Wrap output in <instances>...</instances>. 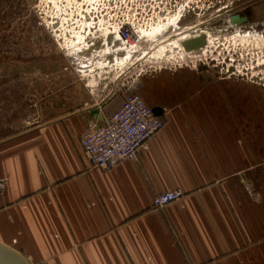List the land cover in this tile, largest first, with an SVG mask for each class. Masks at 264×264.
<instances>
[{
	"label": "crops",
	"instance_id": "obj_1",
	"mask_svg": "<svg viewBox=\"0 0 264 264\" xmlns=\"http://www.w3.org/2000/svg\"><path fill=\"white\" fill-rule=\"evenodd\" d=\"M137 81L165 125L110 170L86 160L81 135L124 94L77 106L71 95L56 115L0 129V241L31 264H264V153L246 121L250 92L165 69ZM176 188L179 200L152 207Z\"/></svg>",
	"mask_w": 264,
	"mask_h": 264
},
{
	"label": "rangeland",
	"instance_id": "obj_2",
	"mask_svg": "<svg viewBox=\"0 0 264 264\" xmlns=\"http://www.w3.org/2000/svg\"><path fill=\"white\" fill-rule=\"evenodd\" d=\"M135 2L0 0V129L10 130L9 125L22 119L30 122L35 114L44 119L56 115L69 107L71 95L77 106L92 94L101 98L135 92L138 78L165 69L236 81L247 89L253 149L264 153V0H172L169 16L181 4L187 11L179 21L177 15L171 19L162 12L168 0H137L141 18L154 11L166 20L143 30L149 34L135 49L122 47L114 34L104 41L102 28L118 21L119 6ZM244 10L250 12L245 23L228 22ZM199 30L207 33L208 45L188 58L180 55L178 35ZM75 44L84 47L66 51ZM157 44L162 48L155 49Z\"/></svg>",
	"mask_w": 264,
	"mask_h": 264
},
{
	"label": "built area",
	"instance_id": "obj_3",
	"mask_svg": "<svg viewBox=\"0 0 264 264\" xmlns=\"http://www.w3.org/2000/svg\"><path fill=\"white\" fill-rule=\"evenodd\" d=\"M134 1H136L134 5L127 4L119 6L121 12L118 21L114 22V24L107 22V24L102 28L104 41L107 40L108 35L114 34L112 38L118 40L122 47L135 49L141 45L144 39L142 31L153 29V27H150L152 23L157 25L158 22H161L163 19L166 20L168 17H171L172 19L175 15H177V21H179L182 17L187 15L184 4H181L178 10L169 16L170 11L175 4H170V1L172 0H168L170 5L166 7L164 6L165 9L162 11L165 15H167L166 18H161L160 16L162 15H159L158 12L154 13V11H152L147 17L141 18L137 0ZM162 1L163 0H160V2ZM175 1L176 0H173V2ZM132 5L134 7H132ZM111 6V4L108 5L110 9H112ZM129 8H134L131 14L122 13V10L127 11ZM220 9L221 8H218L217 11ZM140 19L145 22L143 25L139 22ZM55 23L56 21L50 23L52 31L55 29L53 26ZM166 23L167 21H164L161 26ZM194 27L195 30L198 29L196 26ZM198 32H200V30ZM198 32L186 33V36H184L185 34H180L178 36H181L182 39L195 35ZM85 35L87 34L85 33ZM206 40V45L204 47L208 45L207 33ZM81 47L84 46L75 44L65 49L66 51L69 49H71V51H76ZM176 48L181 51L180 55L186 52L181 45L180 47L179 45L176 46ZM192 54L195 53L193 52ZM184 58L186 57L184 56ZM113 95H115V92L109 94L108 97H112ZM164 125L165 121L154 113L152 107L146 104L139 93L126 92L123 95L119 108L107 117L104 124L101 125L95 122H89L87 124L81 135L82 154L91 166L102 171L110 170L122 160L135 159L139 148L160 129H162ZM3 187V179H0V190H2ZM182 195V191L177 188L165 190L152 197L151 205L156 209L163 208L167 204L179 200Z\"/></svg>",
	"mask_w": 264,
	"mask_h": 264
},
{
	"label": "water",
	"instance_id": "obj_4",
	"mask_svg": "<svg viewBox=\"0 0 264 264\" xmlns=\"http://www.w3.org/2000/svg\"><path fill=\"white\" fill-rule=\"evenodd\" d=\"M229 19L233 24H239L243 18L231 15ZM206 33L200 31L195 35L180 39V45L186 52L197 51L206 45ZM154 111V110H153ZM155 114H157L154 111ZM0 264H31L19 251L0 241Z\"/></svg>",
	"mask_w": 264,
	"mask_h": 264
},
{
	"label": "flooded vegetation",
	"instance_id": "obj_5",
	"mask_svg": "<svg viewBox=\"0 0 264 264\" xmlns=\"http://www.w3.org/2000/svg\"><path fill=\"white\" fill-rule=\"evenodd\" d=\"M236 14L239 16V18H243V20L240 23H245L248 20V16L250 15V12H249V10H246V11L244 10L243 12L240 11ZM233 15H235V14H233Z\"/></svg>",
	"mask_w": 264,
	"mask_h": 264
},
{
	"label": "bare ground",
	"instance_id": "obj_6",
	"mask_svg": "<svg viewBox=\"0 0 264 264\" xmlns=\"http://www.w3.org/2000/svg\"><path fill=\"white\" fill-rule=\"evenodd\" d=\"M148 34H149V33H146L145 31H142V36H143V37L147 36ZM179 37H181V36H179ZM177 38H178V37H177ZM144 39H145V38H144ZM179 42H180V40H179ZM160 46H161V45H160ZM160 46H158V44H157V46L155 45L154 48L157 49V48L160 47ZM160 48H162V47H160ZM153 50H154V49H153ZM129 51H130V49L127 50V55H130V52H129ZM142 51H143V50H142ZM193 52H195V51L185 52L184 54H185V56L188 58ZM184 54H183V55H184ZM3 180H4V179H3Z\"/></svg>",
	"mask_w": 264,
	"mask_h": 264
}]
</instances>
